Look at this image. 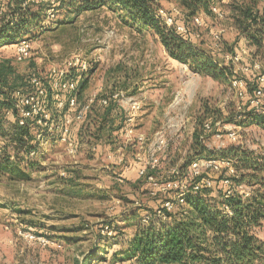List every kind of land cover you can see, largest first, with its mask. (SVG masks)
<instances>
[{"label": "rangeland", "instance_id": "374dc122", "mask_svg": "<svg viewBox=\"0 0 264 264\" xmlns=\"http://www.w3.org/2000/svg\"><path fill=\"white\" fill-rule=\"evenodd\" d=\"M11 1L0 0V5L6 9ZM45 1L40 6L31 4L35 12L43 7L36 18L41 27L49 30L39 37L33 31L26 35L30 57L17 61L14 48L3 47L0 63L6 61L25 78L32 74L46 78L71 56L81 55L90 66L83 74L84 78L89 77V83L81 105L100 89L107 93L122 91L119 102L124 106L123 118L126 119L125 108L132 101L141 102L134 129L146 136V142H127L123 128L96 137L92 134L93 117L72 119L74 115L68 113L72 117L71 136L77 142L75 152L59 139H45L39 144L34 131L27 148L16 150L5 147L9 145L7 139L0 136V147L4 148L0 149V264H82L94 253L103 254V250L105 260L86 259V264H137L124 255L129 240L136 234V226L125 218H131L139 206L153 207L175 195L177 188L163 187L171 180L172 168L198 154L193 148L194 132L203 130L206 122L212 126L211 131H202L203 138L198 139L207 148L200 158L231 143L264 154V127L249 121L241 123L247 119V99L236 93L230 82L232 76L219 80L190 69L170 56L154 30L124 19V11H114L106 4L76 14L74 4L58 9L56 17L48 20L49 6ZM157 2L168 10L180 9L178 19L184 15L188 26L199 32L196 42L200 48L212 50L214 35L220 34L221 62L227 61L226 54L246 49L243 61L234 66L240 78H249L247 81L254 74L258 76L260 71L246 68L261 58L254 56L255 48L249 46L232 15L234 7L251 0H222L216 6L224 17H218L211 8L203 10L196 14L201 24L193 20L194 16L186 17L175 0ZM258 7L264 10V0L259 1ZM3 20H11L10 13H0V22ZM53 110L65 118L64 111L57 113L55 107ZM0 117L6 127L15 122L1 108ZM231 129L237 131L236 141L227 138ZM162 141L168 144L158 153L155 181H149L140 176V162L135 156L147 155ZM32 146L36 147L35 155L30 154ZM220 174L212 173L214 177ZM122 175L127 178L123 182ZM185 208L182 206L174 216L181 218ZM106 221H113L114 232L101 230V223ZM256 230L261 231L259 236L264 240V225ZM107 242L108 245L98 247Z\"/></svg>", "mask_w": 264, "mask_h": 264}, {"label": "trees", "instance_id": "16d2710c", "mask_svg": "<svg viewBox=\"0 0 264 264\" xmlns=\"http://www.w3.org/2000/svg\"><path fill=\"white\" fill-rule=\"evenodd\" d=\"M26 1L12 0L6 9L0 5L1 14L6 11L11 15V20L0 22V49L12 47L16 51V44L26 38L28 33L33 31L34 36L39 37L49 30L41 27L39 18H36L43 7L41 6L35 12L31 5L35 3L29 2L24 5ZM46 1L49 7L54 6L56 13L58 9L74 7V4L77 5L76 14L98 9L106 4L110 5L114 11H124V19L129 18L134 23L138 22L154 30L170 56L186 64L190 69L208 73L219 80H229V75L233 78L236 74L232 62H227L225 59L221 62L222 52L213 48L206 51L196 42L188 41L186 36L179 33L174 26H166L157 15L159 8L157 0H54V3L51 2L52 0ZM175 1L184 9L188 18L203 10L210 11L212 6L222 2V0ZM259 1L262 0H251L234 7L232 15L234 24L246 38L249 46L255 48L254 56H260L261 59L258 60L262 63L264 71V10L258 7ZM40 3L42 4L43 0L37 5L40 6ZM184 19L183 15L180 20ZM31 76L25 78L8 66L6 61L0 63V108L4 109L5 115L9 110L15 113L14 92L17 89H31ZM67 78L78 81V90L75 94L81 103L89 77L84 78L83 74L79 75L76 69H71ZM248 79L245 78L244 97L247 99L245 106L249 120L246 119L241 123L249 121L264 127V114L250 104V99L259 86L258 76L254 74L249 81ZM230 82L232 85V79ZM105 95L107 94L98 95L85 116L90 119L93 117L95 132L91 133L96 137L102 136L105 132L111 134L115 130L122 129L125 122L123 111L116 100L112 99L105 106L98 102L99 98ZM13 117L15 122L11 127H6L3 118L0 117V136L7 139L9 144L5 146L7 148L8 146L14 150L27 148L34 129L30 126H19L16 115ZM202 129L194 132L196 144L193 148L195 152H199L187 158L181 166L183 177L188 175V168L192 161L200 158L199 156L207 150L198 140L203 138L201 133L206 131L204 126ZM111 136L108 137L111 138ZM33 148L36 149L32 146L31 149ZM0 149L4 148L0 147ZM205 157L228 158L234 161L238 176L232 177L233 186H236L233 194L225 197L228 188L223 182L225 176L223 171L217 177L212 175L214 183L209 188L194 190L190 186L186 189L184 194L186 202L180 206V208L182 206L186 208L181 218L168 214L167 220L144 224L142 216L149 213L155 214L162 208L164 199L153 207L139 206L131 218H125L128 224L136 226V234L128 242L125 258L137 264H260L264 262V240L256 233V229L264 225V154L244 145L231 143L220 148L216 153L209 152V155ZM0 169H3L2 165ZM122 177L127 179L123 175ZM201 178L198 177L197 180ZM246 189H248V195H246ZM227 206L229 210L226 209ZM100 228L107 234L115 231L113 221L101 223ZM99 237L102 240L101 234ZM108 243L101 246L98 244V247H104ZM105 254L106 250H103V254L94 253L86 259L89 262L95 259L105 260ZM85 260L82 264H86Z\"/></svg>", "mask_w": 264, "mask_h": 264}, {"label": "built area", "instance_id": "2783aa9c", "mask_svg": "<svg viewBox=\"0 0 264 264\" xmlns=\"http://www.w3.org/2000/svg\"><path fill=\"white\" fill-rule=\"evenodd\" d=\"M40 0H27L24 5L29 2L38 3ZM54 3V0L51 1ZM211 10L220 18L224 17V13L217 6H212ZM181 14L180 9L173 7L172 10L159 7L157 10V15L161 18L164 24L168 27L174 26L179 33L186 36L187 40L190 42H196L200 34L198 31H193L189 26L187 21L179 20L178 16ZM48 20L54 19L56 17V10L53 7L47 9ZM193 20L197 24H201V19L199 15H195ZM49 22H47L48 25ZM197 43V42H196ZM222 38L220 34H215L213 38V48L215 50H221ZM247 53L246 49L234 54H226L228 62H232L234 65L243 61L244 54ZM31 55V46L29 41L24 38L16 44L15 58L17 61H24ZM89 63L88 60L81 55L71 56L65 63L63 67L56 68L49 73V75L42 76L32 75L30 77L31 89H17L14 92V106L15 113L12 110L6 112L7 115H16V121L19 126L27 127L30 126L34 129L35 139L39 144L43 140L59 139L64 142L71 152L77 150V142L71 136L70 125L72 120L69 116L74 115L72 119H85L87 112L91 109V106L96 101L98 94H93L89 100L81 105L78 101L75 92L78 90V81L67 78L68 72L71 69H76L79 75L84 74L88 71ZM250 68L260 71L258 74L259 86L255 94L250 99V104L259 112L264 114V71L263 65L258 60H253L251 66H248L246 70ZM234 74L232 78V85L238 95L243 97L245 95V78H240L237 75L238 70L234 69ZM123 93L113 92L105 96H101L98 102L102 105H108L113 99L119 102ZM141 102L132 101L126 109L128 112L127 117L123 126V133L125 135L126 141H136L140 144H145L146 136L144 134H139L135 132L134 126L138 117V112L141 110ZM56 108L57 113L61 110L64 111V119L60 115H57L53 108ZM68 113L69 116L66 115ZM204 128L206 131H211L212 126L210 123H205ZM217 136L221 139L222 135L219 133ZM237 131L229 130L227 132V138L231 141H236ZM224 141L221 145H224ZM1 144V142H0ZM168 143L162 141L161 144H157L153 149L148 151L147 155L137 153L135 159L140 162V176L146 177L149 181H155V176L153 171L158 167L160 157L159 152L166 149ZM123 147H126L125 145ZM37 150L35 148L30 150L31 155H35ZM113 158V155H109ZM123 155L119 158V161H123ZM224 184L227 186V192L225 197L233 194L236 186H233L232 177L238 176V171L234 166V161L228 158H210L202 157L196 158L192 161L188 168V175L186 177L182 176L181 166H176L171 169V180L167 183L163 190L169 188H177L174 196L165 198L162 203V208L159 209L155 214H144L142 216V221L144 224H149L152 222H157L159 220H167L168 214H175L181 205L185 204V192L188 187L192 186L194 190H200L203 187H211L214 183L212 173H223ZM198 177H202L201 180H197ZM196 179V180H195ZM123 177L120 181L123 182ZM235 187V188H234ZM246 195H248V189H246ZM229 210L228 206L226 207ZM111 233V232H110ZM260 264H264L260 263Z\"/></svg>", "mask_w": 264, "mask_h": 264}, {"label": "crops", "instance_id": "0c3cea01", "mask_svg": "<svg viewBox=\"0 0 264 264\" xmlns=\"http://www.w3.org/2000/svg\"><path fill=\"white\" fill-rule=\"evenodd\" d=\"M4 48H6V47H4ZM114 92H120V93H123L122 91H118V90H116V91H114ZM107 94V92H105V91H103V89H100V91L98 92V93H96V92H94V94H98V95H100V94ZM110 93H112V92H110ZM109 94V93H108ZM91 97V96H90ZM81 104V103H80ZM119 104V106H120V109L121 110H123V104H120V102L118 103ZM123 106V107H122ZM86 119V118H85ZM77 128H75V130H76ZM111 147L112 146H108V148H109V150H111ZM114 159V158H113ZM135 167H136V165H135ZM133 168V167H132ZM261 231L260 230H256V233H257V235L259 236V233H260ZM260 237V236H259Z\"/></svg>", "mask_w": 264, "mask_h": 264}]
</instances>
